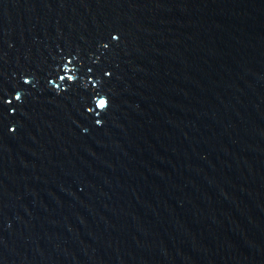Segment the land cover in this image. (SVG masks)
Returning a JSON list of instances; mask_svg holds the SVG:
<instances>
[{"label":"water","instance_id":"95a60500","mask_svg":"<svg viewBox=\"0 0 264 264\" xmlns=\"http://www.w3.org/2000/svg\"><path fill=\"white\" fill-rule=\"evenodd\" d=\"M0 96V264H264V0H0Z\"/></svg>","mask_w":264,"mask_h":264},{"label":"snow or ice","instance_id":"6c2138e0","mask_svg":"<svg viewBox=\"0 0 264 264\" xmlns=\"http://www.w3.org/2000/svg\"><path fill=\"white\" fill-rule=\"evenodd\" d=\"M114 39H118L117 37H113ZM107 46V45H105ZM89 71H91V69H89ZM109 76H111V73H107ZM61 79H64L63 76L60 77ZM15 99L16 100H20L21 97L19 95V93H17L15 95ZM13 101L11 99H7L6 97H2L0 96V113L2 112H7L9 111V109H11V112L14 114L16 112V109L14 107H11ZM97 107H99L100 109H106L108 107V101L101 99L99 100V103L97 105ZM96 123H100L99 120L96 121ZM12 131H15V129H12Z\"/></svg>","mask_w":264,"mask_h":264}]
</instances>
